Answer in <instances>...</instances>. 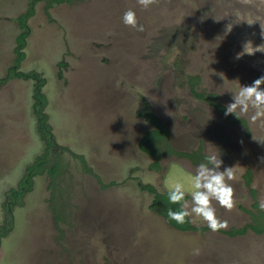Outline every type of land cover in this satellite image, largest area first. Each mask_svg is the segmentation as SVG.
Wrapping results in <instances>:
<instances>
[{
	"label": "rangeland",
	"instance_id": "rangeland-1",
	"mask_svg": "<svg viewBox=\"0 0 264 264\" xmlns=\"http://www.w3.org/2000/svg\"><path fill=\"white\" fill-rule=\"evenodd\" d=\"M32 1L0 0V264H264V231L235 234L264 220V144L253 139L264 128L251 112L225 115L232 92L264 75V53L235 58L246 41L264 43V0H158L148 9L37 0L18 62L19 19ZM129 8L143 31L122 22ZM37 77L56 150L33 113ZM153 115L169 132L155 143L158 160L141 145ZM45 151L48 166L9 198ZM213 153L235 174V207L212 202L228 227L213 232L193 215L194 228H175L169 187L183 183L180 207H191V177ZM147 184L165 194L156 206Z\"/></svg>",
	"mask_w": 264,
	"mask_h": 264
},
{
	"label": "clouds",
	"instance_id": "clouds-1",
	"mask_svg": "<svg viewBox=\"0 0 264 264\" xmlns=\"http://www.w3.org/2000/svg\"><path fill=\"white\" fill-rule=\"evenodd\" d=\"M244 4H252L253 0H241ZM137 3L144 9L158 3V0H137ZM259 19H249L247 22L252 25ZM122 22L124 25L143 31V25L138 23L136 12L129 8L123 13ZM262 36H264V23L260 22ZM231 31V27L227 28ZM264 53V43L253 46L251 40L243 44L242 51L237 53L236 59H240L244 54L255 55V53ZM264 75L256 78L251 84L239 85L238 91L232 92V101L226 105L225 115L233 114L237 118L246 116L251 112L249 117L252 124L259 123L264 128ZM254 140L264 144V137L253 136ZM223 161L220 155L208 154L205 160L199 163L191 177L192 191L191 207L187 203L182 204L178 210L168 209V216L177 223L187 222L193 215L200 217L206 222L207 227L213 232L228 227L226 220H221L216 215V208L213 201H216L222 208L231 211L236 201L234 199V188L230 181L235 180V174L231 167H225L221 170ZM186 192L183 183L176 182L168 189V200L171 204H181L185 200ZM189 197V196H188ZM259 208L264 210V198L259 202ZM199 254V250H196Z\"/></svg>",
	"mask_w": 264,
	"mask_h": 264
},
{
	"label": "trees",
	"instance_id": "trees-1",
	"mask_svg": "<svg viewBox=\"0 0 264 264\" xmlns=\"http://www.w3.org/2000/svg\"><path fill=\"white\" fill-rule=\"evenodd\" d=\"M36 1L37 0H34V1L31 2V6L32 7L30 8V10L27 13H25L23 16H21L20 19H19L20 20L19 22H20L21 26L25 30H24V33L19 38V47H18V50H17V48L15 50V51L18 52V57H17L18 58L17 59L18 62H20L21 60H23L24 57H25V52H24L23 49H24L25 44H26L25 39H26V37H27V35L29 33V29H30V27L27 25V18H28V16H31V15L34 14V12H35L34 5H35ZM15 64H16L15 67L11 69V75H14L15 71L19 68V65L17 64V62H15ZM31 75L32 74H28L27 76L25 75L26 79H28L27 77L28 76H31ZM43 81H44V79L37 77L36 84H38V86L41 87V83H43ZM192 87H194L193 88V92L196 95L202 96V94L198 93L197 90L195 89L196 88V84H192ZM43 97H45L44 94L42 92H40L38 94V100H43ZM38 114H39L38 115V118H39V120H38V126H40V124H41V126L39 127V129H40L41 132H43V131L45 132L44 137L45 138L47 137V140H48L47 141V145L49 147L50 146V143H51V137H50L51 136L50 135L51 133L46 130L47 123H48L47 122V115L43 112V107L42 106H40V108L38 110ZM147 115L148 116H152V113L147 110ZM151 123H155L156 128H154V129H152V130H150V131L147 132V134L145 135V137L143 138V140L141 142V145H142V147L149 154H152L154 156V158H156L158 160L159 159L158 158L159 154L157 153V151L155 152V150H154V148L157 150V147L154 146V143L156 141L160 140V138L167 137L169 132H168V129H167L166 125L163 124L160 120H158L155 115H153V119H151ZM48 129H49V126H48ZM44 155H45L44 157H47L48 156L47 153H45ZM37 164L36 163L31 164V165H29L26 168V173L24 174V177L22 178L20 185H32V178H31V176L34 173H36V171H38L39 163H37ZM155 164L158 165V161ZM250 173L251 172L249 171L248 175ZM247 182H250V178L249 177L247 178ZM142 188L143 189L150 190L151 192H153L155 194V198H154V205L155 206L158 203L157 202L158 201L157 199L159 197L165 195V194H159L158 192H156L155 191V188L151 184H147L146 186H142ZM17 193H19V194L16 195ZM8 194H10V192H8ZM16 194H15L16 196H20V194H21V188H19L16 191ZM165 196L168 197V193ZM186 198H188V195L185 196V199ZM180 205L181 204H176L177 208H180ZM12 206H13V203L10 202L11 209H12ZM4 208H6L5 205H4ZM162 215L164 216V214H162ZM261 215L264 216V213H261ZM168 223H170L171 225H174V226L176 225L177 227L182 228V229H184V228H188V229L194 228L193 226L188 225V222L186 224H177L176 222H174L172 220H170V221L168 220ZM259 225L264 229V220H262V222H259L258 226ZM242 231H244V229Z\"/></svg>",
	"mask_w": 264,
	"mask_h": 264
},
{
	"label": "flooded vegetation",
	"instance_id": "flooded-vegetation-1",
	"mask_svg": "<svg viewBox=\"0 0 264 264\" xmlns=\"http://www.w3.org/2000/svg\"><path fill=\"white\" fill-rule=\"evenodd\" d=\"M48 1H50V0H48ZM55 1H57V2H59V3H69V4H72L73 3V1L74 0H55ZM19 69V68H18ZM17 74H19V75H22V72H19V70H18V72H17ZM28 74H30V73H28ZM27 73H25V75L27 76L28 75ZM11 75V74H10ZM25 75L21 78V79H26V77H25ZM11 76H13V75H11ZM32 76V75H31ZM31 76H30V78H31ZM12 78H10L9 79V81L11 80ZM27 80V79H26ZM15 84H16V82H15ZM36 86H37V91H35V94H39L40 92H42V89H41V87L40 86H38V84H36ZM43 93V92H42ZM35 96V104H34V106H36V107H38V108H35L34 109V114H35V116H37V120H39V118H38V110H39V108H40V106H41V103H42V100H38V96ZM41 123V122H40ZM40 126H41V124H40ZM40 126H38V123H37V127H38V130H39V132H40V134H41V138L43 139V141L45 142V144L47 145V137L45 138L44 137V134H45V132L43 131V132H41L40 131V129H39V127ZM48 126H49V124L47 123V128H46V130L48 131V132H50L51 133V131L48 129ZM51 136V143H50V146H53L55 149L54 150H56V148H59L60 147V145L59 144H57V142H56V140H55V138L53 137V134L51 133L50 134ZM49 139V138H48ZM50 140V139H49ZM159 141V140H158ZM157 142V141H156ZM155 142V143H156ZM155 143H154V146H155ZM45 153H47L48 154V151L46 152H44L43 154H41V155H39L38 157H36V159H35V161L33 162V164L34 163H39V166H38V171L37 172H40V171H42V169H44L46 166H48V162H47V160L49 159V155L47 156V157H44L45 155ZM64 156H66V154L65 153H63L62 154V159H63V157ZM51 157V156H50ZM64 160V159H63ZM38 165V164H37ZM48 172L50 173V171H49V169H48ZM56 179V176L53 178V180H55ZM21 183V182H20ZM20 183L18 184V186L15 188V189H13V190H11L10 191V194H8V197L10 198V197H17L16 195H18L19 193H17L16 194V191L19 189V188H21V193L23 192V190H24V188L25 187H29L30 185H20ZM148 191H150V190H148ZM151 192V191H150ZM16 194V195H15ZM72 194H75V191H72ZM17 199V198H16ZM185 201V200H184ZM183 201V202H184ZM10 202H12V203H14L12 200H9V199H7L6 200V202L4 203V205H5V207H6V210L7 211H9V212H11V207H10ZM165 218V217H164ZM188 220H189V218H188ZM168 222V221H167ZM10 222H8V223H5L3 226H2V229L3 228H6V226L9 224ZM191 223L192 222H188V225H190V226H192L191 225ZM170 224V223H169ZM172 226H174V225H172ZM175 228H178V229H180V230H188V228H184V229H182V228H179V227H177V226H174ZM194 227V226H193ZM244 229V232H242V230ZM249 229H251V230H253L254 232H259V231H264V229L259 225V226H252L250 223L249 224H246V226L244 227V228H241V229H239V230H236L237 232L235 233L234 231H233V233L232 234H236V235H239V234H242V235H244L245 234V232L247 231L248 232V230ZM258 229V230H257ZM246 232V233H247Z\"/></svg>",
	"mask_w": 264,
	"mask_h": 264
}]
</instances>
